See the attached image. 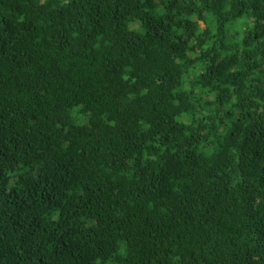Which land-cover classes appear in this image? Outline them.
<instances>
[{"label": "trees", "instance_id": "16d2710c", "mask_svg": "<svg viewBox=\"0 0 264 264\" xmlns=\"http://www.w3.org/2000/svg\"><path fill=\"white\" fill-rule=\"evenodd\" d=\"M0 264H264V0H0Z\"/></svg>", "mask_w": 264, "mask_h": 264}, {"label": "clouds", "instance_id": "9594fccd", "mask_svg": "<svg viewBox=\"0 0 264 264\" xmlns=\"http://www.w3.org/2000/svg\"><path fill=\"white\" fill-rule=\"evenodd\" d=\"M186 118H188V117H186ZM186 118H184V119H182L184 122H186L187 121V119Z\"/></svg>", "mask_w": 264, "mask_h": 264}]
</instances>
